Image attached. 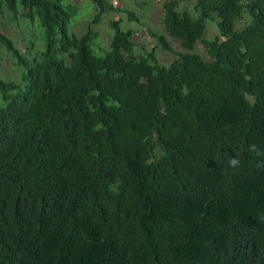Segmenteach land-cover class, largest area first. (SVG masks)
Listing matches in <instances>:
<instances>
[{
  "label": "trees",
  "instance_id": "16d2710c",
  "mask_svg": "<svg viewBox=\"0 0 264 264\" xmlns=\"http://www.w3.org/2000/svg\"><path fill=\"white\" fill-rule=\"evenodd\" d=\"M74 3L0 0L41 28L24 56L0 26V264H264V0H166L150 50Z\"/></svg>",
  "mask_w": 264,
  "mask_h": 264
},
{
  "label": "rangeland",
  "instance_id": "374dc122",
  "mask_svg": "<svg viewBox=\"0 0 264 264\" xmlns=\"http://www.w3.org/2000/svg\"><path fill=\"white\" fill-rule=\"evenodd\" d=\"M66 1L68 3H73L75 0ZM165 1L166 0H118V3L115 6L118 8L121 6L122 9L115 12L109 11L103 13L100 17V21L94 22L97 11L92 3L93 1L76 0V3L73 5L76 8V13L69 25V32L81 35L87 31L88 27H90L98 33V42L100 41L102 47L107 50L111 44V38L114 32L110 21L122 18L123 20L120 23L121 28L126 29L132 27V29L135 30L133 39L136 41L137 48L143 45L145 49L150 50L157 44L156 39L151 34L149 35L150 29L155 32H164V27L161 25V14ZM194 4L195 0H181L180 7L191 10ZM130 11L133 12L135 15L134 17L137 19L127 18ZM11 21L6 12L0 13V26L2 32L6 33L12 39L16 47L20 49L22 55L24 54L25 56L27 50L32 54L38 48L41 49V28L38 20L37 23L35 22L31 24V20L28 17L27 20L24 21H17L11 17ZM17 22L21 23V26H17ZM28 23L33 27L29 28L30 25H28ZM25 31H27V33H25ZM217 31L215 21H207L204 36L206 38H212ZM169 40L175 51L182 48L178 40L171 38H169ZM27 45H31L33 47L26 49ZM196 50L204 53L201 44H197ZM96 51L97 53L104 52L98 49ZM156 53L158 60L162 64H168L174 56L173 52L167 50L162 51L161 48L156 50ZM16 63H18V59L16 57L13 58L8 52L1 49L0 77L7 81H19L20 78L22 79L21 68L16 65Z\"/></svg>",
  "mask_w": 264,
  "mask_h": 264
},
{
  "label": "clouds",
  "instance_id": "9594fccd",
  "mask_svg": "<svg viewBox=\"0 0 264 264\" xmlns=\"http://www.w3.org/2000/svg\"><path fill=\"white\" fill-rule=\"evenodd\" d=\"M111 1L113 2V0H111ZM237 163H238V161H235V160L232 161L233 165H236Z\"/></svg>",
  "mask_w": 264,
  "mask_h": 264
},
{
  "label": "built area",
  "instance_id": "2783aa9c",
  "mask_svg": "<svg viewBox=\"0 0 264 264\" xmlns=\"http://www.w3.org/2000/svg\"><path fill=\"white\" fill-rule=\"evenodd\" d=\"M118 3V0H114L112 4L115 6Z\"/></svg>",
  "mask_w": 264,
  "mask_h": 264
}]
</instances>
